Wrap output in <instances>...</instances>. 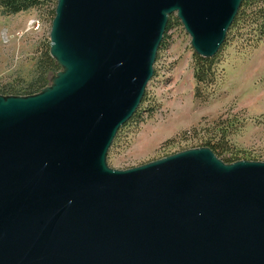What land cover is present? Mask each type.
Returning <instances> with one entry per match:
<instances>
[{"label":"water","instance_id":"95a60500","mask_svg":"<svg viewBox=\"0 0 264 264\" xmlns=\"http://www.w3.org/2000/svg\"><path fill=\"white\" fill-rule=\"evenodd\" d=\"M241 3L56 0L52 85L0 96V264H264V163L197 148L106 165L168 17L212 58Z\"/></svg>","mask_w":264,"mask_h":264},{"label":"rangeland","instance_id":"374dc122","mask_svg":"<svg viewBox=\"0 0 264 264\" xmlns=\"http://www.w3.org/2000/svg\"><path fill=\"white\" fill-rule=\"evenodd\" d=\"M170 16L169 45L154 62L145 88L144 108L149 112L144 113L143 122L121 130L107 152L106 165L124 171L205 148L200 147L201 141L217 121L232 126L228 137L232 151L251 158L246 161L264 163V37L256 44L245 41V36L231 37L217 52L215 83L198 99L190 37L176 14ZM50 28L44 9L10 16L0 9V88L29 80L41 50L49 43ZM56 75L50 76L48 86Z\"/></svg>","mask_w":264,"mask_h":264},{"label":"trees","instance_id":"16d2710c","mask_svg":"<svg viewBox=\"0 0 264 264\" xmlns=\"http://www.w3.org/2000/svg\"><path fill=\"white\" fill-rule=\"evenodd\" d=\"M56 0H0V9L3 15H16L32 9H44L50 16L51 22L55 16ZM172 17H168L166 28L159 44L155 61L159 59V54L167 49L168 37L167 33L171 30L173 23ZM177 21V20H176ZM238 36L245 41L256 44L264 37V0H242L241 6L235 16L229 30L227 31L225 40L220 47L227 44L231 37ZM219 49V50H220ZM218 54L212 58H203L193 53L192 70L195 81L194 95L196 98H203L205 88L213 85L216 81V67L218 65ZM60 67L49 55V43L41 50L29 80L20 84H7L0 88L1 96H31L40 92L49 84L50 76L56 74ZM147 101V93L144 92L143 98L132 115V117L120 127L113 144L116 143L121 130L132 124L143 122L144 113L149 110L144 108ZM193 131H197L194 129ZM233 133L232 126L229 128L225 124L217 121L210 131H206V138L201 141L200 147L209 148L213 154L225 164H231L240 160H247L239 153L232 151L229 146L228 137Z\"/></svg>","mask_w":264,"mask_h":264}]
</instances>
